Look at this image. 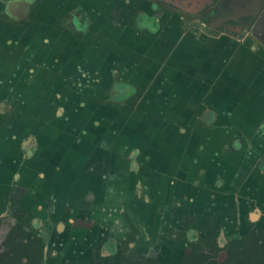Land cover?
Wrapping results in <instances>:
<instances>
[{
    "label": "crops",
    "instance_id": "1",
    "mask_svg": "<svg viewBox=\"0 0 264 264\" xmlns=\"http://www.w3.org/2000/svg\"><path fill=\"white\" fill-rule=\"evenodd\" d=\"M0 2V215L34 192L48 249L52 229L72 246L122 239L127 213L146 247L189 214L202 233L264 221V43L212 40L178 14L155 27L136 0ZM169 125L179 145L158 137Z\"/></svg>",
    "mask_w": 264,
    "mask_h": 264
},
{
    "label": "rangeland",
    "instance_id": "2",
    "mask_svg": "<svg viewBox=\"0 0 264 264\" xmlns=\"http://www.w3.org/2000/svg\"><path fill=\"white\" fill-rule=\"evenodd\" d=\"M168 1L172 2V3L174 2L172 0H168ZM218 1L220 2L221 0H218ZM141 2H142V4H145V6L139 7V9L143 10V9L147 8V10L149 12L151 11L153 14H155L154 17H156L157 22H158L159 18L162 19V16L167 21V20H171L172 16L177 14V11L173 7L162 5L161 7L158 6V8H160V10H162V12L159 16V14H158L159 9H157L155 6H150L152 4L150 0H147V1L142 0ZM178 2H179V0H178ZM181 2L183 3V6L187 7L186 10L191 12V15H189V16L183 15V17L181 15L182 19L178 16V21L181 23V25L186 27L188 30L193 29V27H196V31H198V30L205 31L206 33H204V34L208 35L209 37L211 36V38L213 40L214 36H217L218 34L221 33L222 30H224L225 28L228 27V28H231L232 31L234 32L233 36L237 39L238 42L248 43L251 46H260V45L262 46V43H264V0H261V2L258 4L257 8L255 10H253L254 11V18H252L250 23L249 22L227 23V24H225V26H223L224 28L220 27L217 29L212 28L211 23H209L211 21L210 18L200 19V16H202V14L207 13V15H209V16H214V15L218 14V12H216V11H210V10L214 9L217 5L215 0H181ZM0 5L2 6L1 2H0ZM172 5H174V3ZM144 17L146 20L149 19V17L146 15ZM77 21L79 24V20H77ZM149 21L153 23L152 20H149ZM247 24H249V26L246 28L245 25H247ZM238 36H241L242 38H240ZM160 56H161L160 59H162L164 57V55H160ZM123 102H124V105H128V106H130L132 104L131 102H126V101H123ZM119 119H121V115H119ZM155 123L159 124V122H155ZM168 127H172V131L170 133H168V135H165V134L161 133V132H163V130L160 129L158 131V137H160V139L162 138V139L167 140V141L171 140V143L179 145V141L176 139V137H178V136H176L177 130L175 128H173L172 125H169ZM180 140H182V139H180ZM12 200L17 201L18 196L14 195ZM86 202H89V201L85 200V202L82 203L84 205V207H86V204H87ZM80 204H81L80 200L76 201L75 203H73L71 205V207L69 209H67V212H66L68 216L73 215L74 219L77 222H79V224H77L75 222L76 226H74V230L70 231L71 234L74 233V234L83 235L84 233H86L85 230H82V229L80 230L78 228V226H81L82 228H86V221L87 222L89 221V219L86 218V210H81L82 205L80 206ZM17 205H18V203L15 202L13 204L12 208L10 210H8L6 212V214H4L3 216H0V218L2 217V219H0V245L2 246L0 251L3 250V248H4L2 244H3L7 234L18 223V220L16 219L17 209L15 208ZM73 205H75L74 208H73ZM79 206H80V208H79ZM71 210L73 212H71ZM39 211H41V209H39ZM40 214L41 215H34L27 220L24 219L22 224H23L24 228L26 229L28 236H30L32 232L38 233L42 230L41 227H42V225H44L43 224V218L45 216L44 210H42V213H40ZM67 215L65 214L63 216V218L67 217ZM82 223H84V224H82ZM68 226H71V225H68ZM44 229H46V227H44ZM102 230H104V229L102 228ZM222 230H225L224 226L222 227ZM42 232H43V230H42ZM48 232H49V229H48ZM51 233H53L54 235L51 234L52 239L50 238V240H49V244H50L49 251L46 253L47 256L44 257L41 264H104V261H108L110 259L114 262V264H119V260H120L121 256L124 254L129 255L130 260L135 261V262L147 261L150 259V256H152L149 254V252H152V250L150 248L146 247L145 243H144V248H142L139 245L141 242H139V244H137V246H135V242L133 243L132 240H131V245H130V240H127V239H130L129 235L125 236L124 238L119 239V240H117V239L113 240V238H112L111 241H113L116 244V246L113 248L112 245L107 244V239L110 237H114V236H112L110 233H108V235L106 236L105 232H102V234L100 233V235H103L105 237V239H106L105 243L103 242L104 238L96 233L94 235L93 240L86 242V244H87L86 245V254L89 253V255L87 258L82 259L80 255H77L80 252L77 253L76 246L74 249H72V247H73L72 245L74 244V242H68L67 240H64V241L58 240V242H57L56 241L57 238H55V235H58V232L56 231V229L54 232H51ZM195 233H197V232H195ZM45 234H48L46 230H45ZM192 234H194V233H192ZM99 236L101 237L100 240L97 239V238H99ZM234 237H236V236H234ZM230 239H232V237L226 238V239L220 238V241H218V239H217V242L215 243L214 238H209L208 240H205L202 243H203V245L205 244L204 245L205 250L207 249L210 253H215V251L217 250L216 244L218 246H219V244H222L223 246H225L227 241H229ZM253 240H254V245L251 244V241H248L247 244L252 245V250L255 251V253H259V256L257 258V263L258 264H264V236L261 234L259 237H256V239H253ZM26 241L27 240H24V239H21L19 241L20 242V250L22 249L23 254H26V250H25V246H24V243H26ZM206 244H209V245H206ZM89 245H91L90 248L88 247ZM195 245L196 246L195 247L193 246V248H192L191 247L192 244H190V248L187 249L189 251H186V254L191 255L193 253L192 251L194 249L199 248L201 246V244H195ZM223 246L221 247L222 249H223ZM222 249L218 252V256H217L219 264H244L245 263L244 248L242 247V245L240 246V249H238V250H231V249H226V248L224 250H222ZM111 252H112V254H109ZM153 252L154 253H158V252L160 253V257L158 255H156L155 257L159 258L160 260L161 259L164 260L165 261L164 264H175L174 261H176V260L169 255L168 251H166L164 246H161L159 250L157 248H155V250ZM162 252H164V254Z\"/></svg>",
    "mask_w": 264,
    "mask_h": 264
},
{
    "label": "flooded vegetation",
    "instance_id": "3",
    "mask_svg": "<svg viewBox=\"0 0 264 264\" xmlns=\"http://www.w3.org/2000/svg\"><path fill=\"white\" fill-rule=\"evenodd\" d=\"M141 1L142 0H136V2L138 3L139 7H144L145 4H142ZM145 1H147V0H145ZM150 1L152 3L150 6H155L157 9H159L158 10L159 11V13H158L159 16H160L162 10H160V8H158V6L161 7L162 5L173 7L177 11V14H178V16L181 19H182L183 15L184 16L191 15V12L186 10L187 7L183 6V3L181 2V0H179V2H178V0H172V1H174L173 2L174 5H172L173 3L169 2L168 0H150ZM215 1H216L217 5H216V7L214 9H212L210 11H216V12H218V14L214 15V16H209V15H207V13L206 14H202V16H200V19H208V18H210L211 21L209 23H211L212 28H216V29L225 26V24H227V23H237V22H249L250 23L252 18H254V11L253 10H255L257 8L258 4L261 2V0H221L220 2L218 0H215ZM3 3H4L3 6H6L8 2H7V0H4ZM3 11H4V13L2 12V16L1 17L4 20H8L9 17H10V15L8 14L9 10L7 11V10L4 9ZM147 11H148L147 8H145V9L142 10L141 14H144V12L147 13ZM181 15H182V17H181ZM23 16L24 15L21 14L19 16H16V18L20 19V17H23ZM147 16L154 17L155 14L147 15ZM248 26H249V24L245 25L246 28ZM222 32H227V33H230L231 35H234L233 34L234 32L232 31V29L228 28V27L225 28L224 30H222ZM238 37L242 38L241 36H238ZM27 139H29V138H27ZM27 141H29V140H27ZM26 145H28L26 148H30L29 144H26ZM32 148H35L34 143L32 144ZM38 198H39V196L35 195L34 192H33V193L27 194L26 198H23V200H21V201L20 200L19 201H13L12 200L13 204L15 202L18 203V205L15 207L17 209L16 219L18 220V223L15 225V227L17 225H20L22 227V229H23L22 230L23 232H18L16 234V238H15V241H16L15 244L17 245V248L19 249L18 253H19V255H21L22 264H29L30 263V256L32 255V252L29 250L28 244H29V242L31 240L35 239V237H37V236L38 237L41 236L44 239L45 243H46V246L44 248V252H43L42 257L40 258L39 264L42 263L44 257L47 256L46 253L49 251L48 246H47L48 245V240L42 234V230L40 232H38V233L32 232L31 235L28 236L27 235V231H26V229L24 228V226L22 224L24 219L27 220L30 217L35 215V213H36L35 209L43 208L42 204L44 203V201H42L41 199H38ZM37 199H38V201H37ZM74 199L75 198H73V200ZM24 202H26L27 204L24 203ZM52 202L54 204V201H52ZM28 203H30V204H28ZM86 203H87L86 207H88L90 205V202H86ZM13 204H12V206H13ZM86 207H84V205L82 204L81 209L82 210H88V209H86ZM67 209H69V208H66V212H67ZM3 215H0V216H3ZM127 215L129 216L130 220L133 223L132 224L129 221V219L127 218V221L129 222V225L131 226V229H132L131 233L129 234V237L131 239H127V240H130V245H131V240H132L133 243L135 242V246H137L136 238L140 234V228L138 227L137 223L135 221H133V219L130 216V214L127 213ZM246 217H247L246 218L247 221L242 223V224L246 225L245 227L242 226V224L238 225V223H236L238 221V219H236V222H233L235 220H229L230 222H228V223L230 225L226 224V222H225L226 220H224L221 223H215L213 225L207 224L205 226L206 231H204V233H202L199 228H201V227L203 228V226L200 225L199 228H198V226L194 228L193 225H194V223H195L197 218H196V216L194 214H189L179 224V227L177 228L178 230H174L171 233L169 232L166 235V239L164 240V242H162L160 244L156 243V244H153L150 247H148V248H150L152 250V252H149V254L152 255V256H150V259H156L161 264H164L165 263L164 260H162V259L160 260L159 258L155 257L156 255H158L160 257V253L159 252L158 253H154L153 252L155 250V248H157L159 250L161 246H164L166 251H168L169 255L176 260V261H174L175 264H183V261H184L185 258L187 260L193 261L194 258H195V254L197 252H206V253L214 256L216 261H217V264H219L217 256H218V252L222 249L221 247L223 245L218 243L219 244V246H218L216 244V246H217L216 249L217 250L215 251V253H210L207 249L205 250V246H204L205 244L203 245L202 242L205 241V240H208L209 238H214V240H215L214 242L216 243L217 239H218V241H220V238H222V239L225 238L226 239V238H231L232 237V239L227 241L226 245L223 246L222 250H224L225 248L226 249H231V250H238V249H240V247L238 249H233L231 247L232 243L234 242V240L236 238H239V241H240V244H241V243H243L241 240L244 239V237L246 238L248 235L250 237L247 238V242L250 241V240L256 239V237H259L261 234L264 236V221L260 222V219L251 220L250 217L248 216V214H247ZM229 218H230V216H229ZM0 219H2V217ZM188 219L191 221L189 226L187 225V220ZM219 221H220V219H219ZM132 225L136 226L137 231H135L133 229ZM223 226L225 227V230H222ZM259 226L262 227L261 231L256 229ZM15 227H13V228H15ZM246 227L249 228L247 231H245ZM11 230H10V232H11ZM53 230H55V229H53ZM10 232L7 234L5 240H4L3 244H2L4 248H3V250L0 251V254H3L5 251H10L9 244L5 243V242L8 241ZM195 232H197V233H195ZM192 233H194L195 235L192 234ZM48 234H50V233H48ZM100 236H102L104 238L103 242L105 243V241H106L105 237L103 235H100ZM234 236H236V237H234ZM21 239L27 240L26 243H24L26 254H23L22 249L20 250V242L19 241ZM61 239L63 240L64 237H62V235H59L56 241L58 242V240L60 241ZM244 240L246 241V239H244ZM75 244L76 245H74L72 247V249H74L75 246H76L77 253L80 252L77 255H80L82 259L83 258L84 259L87 258L89 253L86 254V247H85L86 244H83V243L77 244L76 242H75ZM107 244L112 245L113 248L116 246V244L113 241H111V240H108ZM190 244H192V246H191L192 248H193V246L194 247L196 246L195 244H201V246L199 248L194 249V250L192 249L193 253L191 255H188V254H186V251H189L187 249L190 248ZM91 245H89L88 247L90 248ZM206 245H209V244H206ZM140 246L142 248H144V243L141 242ZM1 247L2 246L0 245V249H1ZM162 253L164 254V252H162ZM109 254H112V252L109 253ZM127 256H128V259L130 260L129 255H127ZM121 259H122V256H121V258L119 260V264L121 262ZM149 260H147V261H149ZM132 262L136 263L135 261H132ZM106 263L107 264H114V262L111 259L108 260V261H104V264H106Z\"/></svg>",
    "mask_w": 264,
    "mask_h": 264
},
{
    "label": "trees",
    "instance_id": "4",
    "mask_svg": "<svg viewBox=\"0 0 264 264\" xmlns=\"http://www.w3.org/2000/svg\"><path fill=\"white\" fill-rule=\"evenodd\" d=\"M148 20H152L154 23V26L156 27L158 25L156 17H150L148 16ZM147 17V18H148ZM142 21L145 20V17L142 16ZM126 217L130 220L129 216L126 214ZM190 220H187V225L189 226ZM133 224V223H132ZM133 229L137 231V228L135 225H132ZM187 226V227H188ZM259 231L262 230V227H257ZM22 227L20 225H17L15 228H13L9 234L8 241L5 242L6 244H9L10 251H5L3 254H0V264H22L21 255L18 253L17 245L15 244V238L16 234L18 232H23ZM250 236L248 235L246 238V241L242 239L241 241L243 243L240 244L239 238H236L234 242L232 243L233 249H238L241 245L244 248V255H245V263L244 264H258L257 258L259 256V253H255V251L252 250V245L247 244V238ZM131 239V238H130ZM251 244L254 245V240H250ZM46 246V243L44 239L41 236L35 237V239L31 240L28 244L29 250L32 252V255L30 256V263L29 264H39L40 258L43 255L44 248ZM120 264H161L156 259H150L149 261H137L136 263L130 261L128 259V256L126 254L122 255V259ZM183 264H217V261L214 256L206 253V252H197L195 254V258L193 261L187 260L186 258L183 261Z\"/></svg>",
    "mask_w": 264,
    "mask_h": 264
}]
</instances>
